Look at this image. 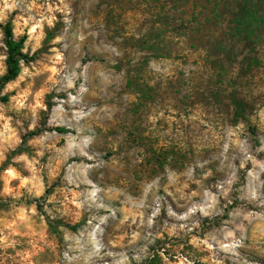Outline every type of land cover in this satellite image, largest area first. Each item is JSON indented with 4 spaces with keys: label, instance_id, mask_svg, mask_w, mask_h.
<instances>
[{
    "label": "rangeland",
    "instance_id": "rangeland-1",
    "mask_svg": "<svg viewBox=\"0 0 264 264\" xmlns=\"http://www.w3.org/2000/svg\"><path fill=\"white\" fill-rule=\"evenodd\" d=\"M5 24L0 264H264V0H0V78Z\"/></svg>",
    "mask_w": 264,
    "mask_h": 264
},
{
    "label": "trees",
    "instance_id": "trees-1",
    "mask_svg": "<svg viewBox=\"0 0 264 264\" xmlns=\"http://www.w3.org/2000/svg\"><path fill=\"white\" fill-rule=\"evenodd\" d=\"M3 32L4 44L6 47V71L0 78V89L5 83L17 77L20 71V62L27 59V56L21 50L23 41L21 39L16 40L13 37L12 29L9 24L4 25ZM2 99L5 100L6 96H2ZM55 130L59 132L63 131L60 127H56Z\"/></svg>",
    "mask_w": 264,
    "mask_h": 264
}]
</instances>
